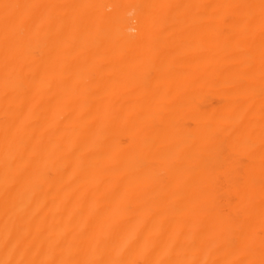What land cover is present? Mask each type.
I'll return each mask as SVG.
<instances>
[{
  "label": "bare ground",
  "instance_id": "6f19581e",
  "mask_svg": "<svg viewBox=\"0 0 264 264\" xmlns=\"http://www.w3.org/2000/svg\"><path fill=\"white\" fill-rule=\"evenodd\" d=\"M0 264H264V0H0Z\"/></svg>",
  "mask_w": 264,
  "mask_h": 264
}]
</instances>
